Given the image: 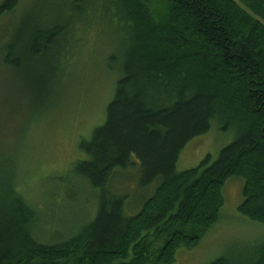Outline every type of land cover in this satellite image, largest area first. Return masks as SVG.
Masks as SVG:
<instances>
[{"label":"trees","instance_id":"obj_1","mask_svg":"<svg viewBox=\"0 0 264 264\" xmlns=\"http://www.w3.org/2000/svg\"><path fill=\"white\" fill-rule=\"evenodd\" d=\"M21 2L0 1V20ZM52 2L46 19L32 13L5 42L4 62L56 84L58 64L66 71L73 53L68 36L87 45L94 31L92 45L107 30L117 41L105 121L81 140L86 157L72 168L98 190V209L74 234L47 243L16 186H0V264H173L179 248L195 246L220 219L231 177L244 181L239 212L264 224V0ZM214 120L233 140L178 170L187 142ZM133 169L142 190H154L128 215V194L109 185ZM209 264H264V238Z\"/></svg>","mask_w":264,"mask_h":264},{"label":"rangeland","instance_id":"obj_2","mask_svg":"<svg viewBox=\"0 0 264 264\" xmlns=\"http://www.w3.org/2000/svg\"><path fill=\"white\" fill-rule=\"evenodd\" d=\"M52 5V0H22L13 13L0 20V186H16L36 212L34 232L47 243L71 236L98 209V190L76 178L72 168L86 157L80 151L81 140L90 139L94 128L105 121L118 78L109 58L111 54L116 56L119 48L107 30L101 31L92 45L94 31L89 33L87 45L74 44L68 36L66 43L73 52L63 63L68 73L59 63L56 84L49 81L46 72L47 80L38 83L40 73L11 69L4 62L5 42L32 13L35 18L46 19ZM87 46L92 48L89 58ZM233 138V133L223 132L214 120L208 132L187 142L177 169L195 167L207 154L216 157ZM118 172L109 187L113 192L128 194L126 213L132 215L140 199L150 195L154 186L149 192L142 190L136 172ZM243 184L240 177L227 180L220 219L195 246L179 248L173 264H209L248 250L264 238V224L239 212Z\"/></svg>","mask_w":264,"mask_h":264}]
</instances>
